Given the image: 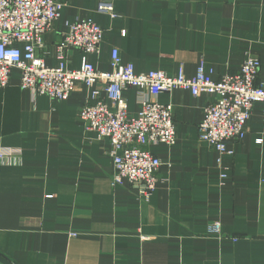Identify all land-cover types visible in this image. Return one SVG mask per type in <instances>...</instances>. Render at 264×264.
<instances>
[{
	"label": "crops",
	"instance_id": "1",
	"mask_svg": "<svg viewBox=\"0 0 264 264\" xmlns=\"http://www.w3.org/2000/svg\"><path fill=\"white\" fill-rule=\"evenodd\" d=\"M101 1L112 4L115 18L96 11ZM61 12L40 52L49 68L59 65L68 24L87 19L103 29L99 53L87 57L100 72L111 70L116 49L137 74L172 76L182 68L190 78L202 63L214 80L255 58L264 82V0H67ZM80 60L79 51H66L67 69ZM9 82L0 90V155L19 157L0 159V264H264L260 104L243 140L227 144L233 155L219 158L198 140L211 98L180 89L159 94V103L172 105L176 137L172 148L148 146L161 166L143 202L128 183L112 185L108 140L84 132L83 85L58 102L22 90L18 71ZM123 97L136 114L146 96L126 89ZM211 222L223 239L207 236Z\"/></svg>",
	"mask_w": 264,
	"mask_h": 264
},
{
	"label": "built area",
	"instance_id": "2",
	"mask_svg": "<svg viewBox=\"0 0 264 264\" xmlns=\"http://www.w3.org/2000/svg\"><path fill=\"white\" fill-rule=\"evenodd\" d=\"M66 2L0 0V90L9 85L13 71L19 72L22 90L51 101H67L75 87L83 85L89 98L78 110L79 119L84 132L108 140L113 186L128 183L143 202H149L155 191L161 163L147 148L157 144L172 148L176 137L172 105L157 101L161 93L180 89L193 98H211L197 126L198 140L211 146L219 158L233 155L227 144L243 140L255 105L262 106L264 117V82L258 84L259 59L247 58L238 72L214 80L202 63L190 78L185 77L182 68L172 76L158 70L137 74L132 64L121 62L114 49L110 54L111 70L100 72L87 57L99 53L103 29L87 19L68 24L57 46L59 65L47 67L40 56L45 49L43 39L61 17ZM96 11L116 17L110 2H99ZM68 49L80 52L79 68L67 69ZM126 89L139 90L146 96L139 98L136 114L128 112L123 97ZM13 157H19V151L4 150L0 155L1 160ZM206 232L208 237L223 239L218 222L208 224Z\"/></svg>",
	"mask_w": 264,
	"mask_h": 264
}]
</instances>
